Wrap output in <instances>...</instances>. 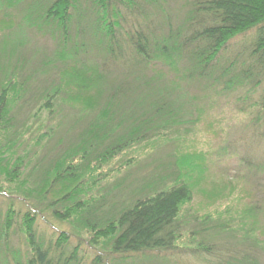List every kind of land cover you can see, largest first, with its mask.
I'll use <instances>...</instances> for the list:
<instances>
[{"label": "trees", "instance_id": "obj_1", "mask_svg": "<svg viewBox=\"0 0 264 264\" xmlns=\"http://www.w3.org/2000/svg\"><path fill=\"white\" fill-rule=\"evenodd\" d=\"M183 1L178 12L177 0H0L7 18L18 11V31L0 47V179L9 184L5 196L27 204L17 211L11 200L0 211V264L174 256L192 198L187 183L108 199L91 195L87 183L96 185L122 153L188 122L192 84L246 82L252 90L264 82V0ZM26 30L52 50L32 44ZM249 31L247 54L227 58L229 42ZM251 106L259 109L252 125L264 123V93ZM239 111L250 116L243 105ZM67 221L80 229L66 230ZM214 223L198 219L190 251L216 264H260L264 241L252 229L238 238L231 223Z\"/></svg>", "mask_w": 264, "mask_h": 264}, {"label": "rangeland", "instance_id": "obj_2", "mask_svg": "<svg viewBox=\"0 0 264 264\" xmlns=\"http://www.w3.org/2000/svg\"><path fill=\"white\" fill-rule=\"evenodd\" d=\"M182 2L177 0L175 4L178 12ZM7 13L11 14L8 18L0 12V47L3 40L10 37V32L18 31L15 24L18 11ZM9 20L14 25L7 27L5 23ZM251 35L252 31H249L234 37L226 47L225 56H245L251 46L247 37ZM26 36L32 44H41L48 52L52 50L28 30ZM224 61L226 63L227 60ZM224 87L223 83L203 82L186 88L190 111L188 122L165 131L167 136L155 143H146L134 153V149L122 153L99 171L96 185L87 183L92 187L91 195H97L96 198L105 195L107 199L122 192L129 196L142 186H149L152 190L158 187L166 189L174 182L182 181L190 187L192 198L184 204L181 212L185 235L174 256L159 263L154 259H139L138 264H176V261L178 264H216L212 256H201L189 250L193 245L190 234L198 230L194 228L198 219L215 221L210 225L231 223L238 231L233 235L238 238L243 236V227L252 229L253 237L258 236L264 241V123L252 125L251 122L259 111L251 104L260 101L264 82L252 90L246 82ZM242 105L248 108L250 116L239 111ZM63 112L68 113L66 109ZM135 153L137 157L133 158ZM0 180V211L4 212L12 200L16 210L24 212L27 204L15 193L5 196L2 189L7 190L9 184L3 178ZM62 225L69 231L74 229V225L80 229L74 221ZM80 232L82 239L90 238L84 229ZM232 242L236 243V240L232 239ZM19 243V239L13 236L12 246L20 247ZM90 251L95 250L90 248ZM258 259L260 264H264L263 252Z\"/></svg>", "mask_w": 264, "mask_h": 264}]
</instances>
